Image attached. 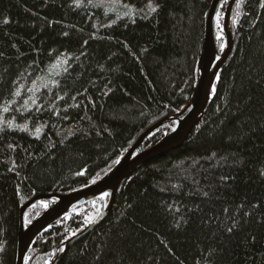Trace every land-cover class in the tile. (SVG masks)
I'll use <instances>...</instances> for the list:
<instances>
[{
	"label": "trees",
	"instance_id": "16d2710c",
	"mask_svg": "<svg viewBox=\"0 0 264 264\" xmlns=\"http://www.w3.org/2000/svg\"><path fill=\"white\" fill-rule=\"evenodd\" d=\"M89 1L0 0V264L16 263L24 204L97 182L191 97L212 0H116L117 20ZM232 36L183 146L134 172L58 264H264V0L236 2ZM96 205L44 230L26 264H51Z\"/></svg>",
	"mask_w": 264,
	"mask_h": 264
},
{
	"label": "water",
	"instance_id": "95a60500",
	"mask_svg": "<svg viewBox=\"0 0 264 264\" xmlns=\"http://www.w3.org/2000/svg\"><path fill=\"white\" fill-rule=\"evenodd\" d=\"M226 0H212L204 23V35L200 55L196 64V81L186 107L178 114L166 117L147 129L129 148L119 163L102 179L93 185L67 195L38 196L26 203L19 214L16 264H26L27 253L34 240L58 219L76 207H84L98 199L106 198V206L100 217L88 228L61 245L51 264H58L67 250L78 240L91 233L109 214L114 197L127 179L144 164L161 158L182 147L189 135L202 120L207 105L212 98V89L218 73L228 59L232 47L231 15L237 0H228L222 31L226 44L222 53H218L215 23L218 11ZM164 123L173 124L170 132L155 146L143 150L144 140ZM38 201H52L28 227L23 226L24 212ZM61 250V253H58Z\"/></svg>",
	"mask_w": 264,
	"mask_h": 264
},
{
	"label": "rangeland",
	"instance_id": "374dc122",
	"mask_svg": "<svg viewBox=\"0 0 264 264\" xmlns=\"http://www.w3.org/2000/svg\"><path fill=\"white\" fill-rule=\"evenodd\" d=\"M89 3L97 6V8H100L105 17H113L114 20L119 19V16H116V13H118L120 9L124 8V6H122V4H119L116 0H90ZM110 12H113V15H109ZM220 33L221 31L219 30L218 35H220ZM98 212L99 205H96L95 207L91 208V220H94L96 218Z\"/></svg>",
	"mask_w": 264,
	"mask_h": 264
},
{
	"label": "bare ground",
	"instance_id": "6f19581e",
	"mask_svg": "<svg viewBox=\"0 0 264 264\" xmlns=\"http://www.w3.org/2000/svg\"><path fill=\"white\" fill-rule=\"evenodd\" d=\"M28 254V253H27ZM16 255H17V252H16ZM26 260H27V258H26ZM16 264V263H15Z\"/></svg>",
	"mask_w": 264,
	"mask_h": 264
}]
</instances>
